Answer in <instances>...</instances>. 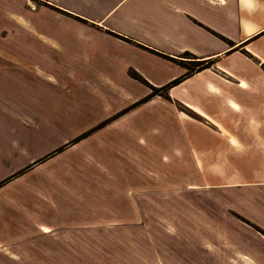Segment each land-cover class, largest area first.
I'll return each mask as SVG.
<instances>
[{
    "label": "crops",
    "instance_id": "crops-1",
    "mask_svg": "<svg viewBox=\"0 0 264 264\" xmlns=\"http://www.w3.org/2000/svg\"><path fill=\"white\" fill-rule=\"evenodd\" d=\"M41 1L81 22L38 24L35 42L58 51L62 32H71L66 36L90 47L108 44L130 81L137 80L132 72L149 84L148 95L131 98L111 85L113 93L128 104L168 102L186 112L183 121L203 123L193 137L189 123H181L182 154L197 159L210 145V135L200 132H212L219 146L224 137L232 147L264 141V0ZM46 28L60 37L46 35ZM91 63L85 54L80 69L65 70L55 58L0 50V264H264V182L205 185L193 179L162 189L180 191L174 201H102L94 192L87 144L97 129L121 123L128 110L105 103L104 115L77 131L46 108L53 103L49 89H70L60 75L75 81ZM190 63L210 66L187 74ZM176 79L181 82L165 89L166 98H148L151 87L163 91ZM236 123H249L247 134L228 128ZM113 131L118 135L120 128ZM219 164L212 162L213 169ZM74 174L79 181H67L70 188L57 183ZM29 192L33 198L26 201ZM44 193L47 200L40 199ZM142 222L152 225L145 230Z\"/></svg>",
    "mask_w": 264,
    "mask_h": 264
},
{
    "label": "rangeland",
    "instance_id": "rangeland-1",
    "mask_svg": "<svg viewBox=\"0 0 264 264\" xmlns=\"http://www.w3.org/2000/svg\"><path fill=\"white\" fill-rule=\"evenodd\" d=\"M72 22L79 23L81 21H74L73 18L56 12L41 0H0V50H12L16 52V55L26 57L44 55L55 58L61 61V67L65 70L69 68L78 70L83 66L85 54H87L88 59L91 57V70L89 67L86 72L83 69L82 73L85 74L75 75V81H72L73 78H70L69 75H60L61 81L68 85L69 90L60 87L46 88L49 89L50 94L48 96L53 99V103L50 104L51 107L50 105L46 107L47 112L50 113L54 109L56 121L66 123L65 126L69 129H77L78 131L98 120L104 115L103 104L105 103L114 107L121 105L128 110L121 119V123L110 124L103 130L97 129L99 130L98 134L93 136V140L87 144L86 150L93 152L92 157L87 159L88 161L86 160L93 170V190L94 192L99 191L97 194L101 195L102 201L106 199L116 201L122 198L132 200L136 197L141 200H147L149 197L157 201L180 200V191H163L162 189L180 188L182 184H193V179L205 185L264 182V141L259 142L260 139L257 138L256 142L253 138L252 140L248 139L246 143L238 142L236 147H232L224 137L219 146L213 144L212 132H200L201 135L199 136L202 138H207V135H210L211 143L198 156L195 154L197 159H193L191 154L181 153V123H189L180 118L181 112L184 111L181 107L177 110L173 106H168V102L152 103L150 99L146 101L147 98H142L140 104H128L126 96L124 100L113 93L111 85L124 89L125 93L133 98L145 95V88H148L149 84L132 72L129 73L130 76L137 80L130 81L127 74L123 72L124 62L118 65V59L115 58L116 51L110 45H103L101 42L96 45L97 43L94 42L91 44V49L88 43L77 42L75 39L66 36L67 34L70 35L71 32H62V42H60V50L58 51L35 42L38 24L60 26ZM47 29L44 31L46 35L54 39L60 37L59 33L56 34ZM90 51L92 55H90ZM106 54H109L111 59L107 58ZM74 59L79 62L73 61ZM127 61H129L128 58L125 59V62ZM142 62L144 63L141 65H144L146 69L154 68L153 63ZM199 66L200 63H190L187 66V74L192 73ZM203 66L209 67L210 63ZM154 95L155 98L158 96L166 98L165 90H154ZM165 100L168 101V99ZM230 106L237 107L233 102ZM202 124L189 123L188 131L192 133L189 135L191 137L198 136L193 135L198 132L195 125ZM243 125L244 127L239 128L240 124L236 123L228 128L235 129L237 127L236 133H242L249 123ZM117 126L120 128L118 135L113 131L116 130ZM248 130L246 127L244 130L246 134ZM262 130L264 132V128ZM140 134L141 136L137 139ZM230 139L233 140L232 145H236L235 140ZM97 141L100 142L99 146L105 152L96 148L98 146L95 144ZM137 145H140L144 150ZM82 147L83 145L77 151L83 150ZM104 153H108V159L102 158ZM249 156L254 157L251 160L248 159ZM212 162L220 164L213 169ZM195 165L196 168H191ZM218 167L219 169H217ZM66 176L68 177L63 176V181H57L62 189L67 186L70 188L67 181H79L75 174ZM34 181H36V177ZM151 187L158 190L145 193L136 192L137 189ZM71 190L73 189H70V194ZM75 194V199H81L79 192ZM44 195L46 197L42 196L40 199L47 200L49 196L45 193ZM24 198V200L27 199L26 201H31L33 198L31 192ZM156 210L165 211L159 207ZM173 210L180 211V208ZM104 224L102 223V225ZM150 225L152 223L148 225V223L142 222L141 226L147 230ZM160 226L164 227L161 224ZM75 235L69 239L74 240Z\"/></svg>",
    "mask_w": 264,
    "mask_h": 264
},
{
    "label": "trees",
    "instance_id": "trees-1",
    "mask_svg": "<svg viewBox=\"0 0 264 264\" xmlns=\"http://www.w3.org/2000/svg\"><path fill=\"white\" fill-rule=\"evenodd\" d=\"M203 68H206V67H204L203 64L200 63L199 68H197L196 70H201V69H203ZM135 76H136V75H135ZM179 82H181V79H176V80L172 81L171 83H169L168 85H166L165 87H163L162 90H165V89H167V88H171V87L175 86L176 84H178ZM166 87H167V88H166ZM151 89H152V93L148 96V98H151V97L155 96V95H154V90H157V89H154V88H152V87H151ZM159 91H160V90H159Z\"/></svg>",
    "mask_w": 264,
    "mask_h": 264
},
{
    "label": "snow or ice",
    "instance_id": "snow-or-ice-1",
    "mask_svg": "<svg viewBox=\"0 0 264 264\" xmlns=\"http://www.w3.org/2000/svg\"><path fill=\"white\" fill-rule=\"evenodd\" d=\"M221 2H223V0H221ZM47 231V229H45Z\"/></svg>",
    "mask_w": 264,
    "mask_h": 264
}]
</instances>
